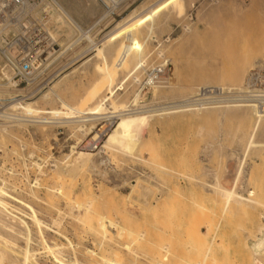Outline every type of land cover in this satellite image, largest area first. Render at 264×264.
Listing matches in <instances>:
<instances>
[{
  "label": "rangeland",
  "instance_id": "374dc122",
  "mask_svg": "<svg viewBox=\"0 0 264 264\" xmlns=\"http://www.w3.org/2000/svg\"><path fill=\"white\" fill-rule=\"evenodd\" d=\"M24 1L12 5L0 0V187L3 200L16 211H0V240L10 241L14 249L2 263L23 264L22 251L28 248L38 264H58L57 247V258H76L79 264H93L92 258L99 264H192L193 243L196 258L206 256L207 264H249L245 250L264 225V120L255 137L258 145L246 153L255 108L224 106L250 101L264 110V0ZM244 16L261 20L263 28L243 30ZM215 27L236 54L261 41L258 57L249 68L246 64L237 82L223 74L230 68L228 50L220 54L207 43ZM42 30L53 36L58 51L48 49L52 53L45 60L36 55L40 62L26 75L17 62L27 50L37 51ZM128 31L141 46L116 66ZM92 45L100 53L91 51ZM154 77H161L159 83L151 82ZM26 98L33 100L31 106L17 103ZM120 107L150 116L132 154L104 146L118 119L95 149L82 150L83 140L107 122L103 115ZM93 111L96 118L87 114ZM79 151L91 156L77 169L72 160ZM239 164L243 177L237 191L244 196L252 192L261 204L244 210L232 203L235 209L226 212L225 220L219 211L224 198L210 192V186L229 187ZM60 181L62 188L56 191ZM61 193L70 200L60 198ZM27 206L42 222L40 235ZM87 206L98 220L104 217V236L95 232L89 214L84 219ZM88 219L93 228L86 225ZM194 233L198 237L192 239ZM48 245L54 248L51 253Z\"/></svg>",
  "mask_w": 264,
  "mask_h": 264
},
{
  "label": "bare ground",
  "instance_id": "6f19581e",
  "mask_svg": "<svg viewBox=\"0 0 264 264\" xmlns=\"http://www.w3.org/2000/svg\"><path fill=\"white\" fill-rule=\"evenodd\" d=\"M1 1H3V0H1ZM7 1V0H6ZM26 1V0H25ZM24 1V2H25ZM177 1V0H176ZM211 1V0H210ZM217 2V1H216ZM252 2V1H251ZM1 3V2H0ZM3 3V2H2ZM5 3V2H4ZM206 3V2H205ZM215 3V2H214ZM6 4V3H5ZM4 4V5H5ZM22 4V3H21ZM158 5V4H157ZM31 6V5H30ZM51 6V5H50ZM3 7V4H0V10H1V8ZM15 7V6H14ZM18 7V6H17ZM22 7V6H21ZM170 7H171V5H170ZM178 7V6H177ZM235 7V6H234ZM50 8V7H49ZM172 8V7H171ZM170 8V9H171ZM33 9V8H32ZM43 9V8H42ZM63 11V10H62ZM112 11V10H111ZM114 14V13H113ZM249 14V13H248ZM61 15V14H60ZM59 15V16H60ZM150 15H151V13H150ZM58 16V17H59ZM242 16V15H241ZM61 17V16H60ZM68 17V16H67ZM65 19V18H64ZM152 18H150V20H151ZM155 19V18H154ZM238 19V18H237ZM259 19V18H258ZM70 20V19H69ZM45 21V20H44ZM64 21V20H63ZM121 21V20H120ZM261 21V20H260ZM260 21H258L257 20V18H247V16H244V19H243V22H242V24H241V26H240V28L242 27L243 28V30H246V31H250V32H254V33H257L258 31H259V29L262 27V25L260 24L261 22ZM67 22V21H66ZM233 22V21H232ZM264 22V21H263ZM116 23V22H115ZM220 23V22H219ZM219 23H218V26H219ZM44 24V23H43ZM263 24V23H262ZM126 25V24H125ZM260 25H261V27H260ZM128 26V25H127ZM44 27V26H43ZM47 27V26H46ZM263 27H264V24H263ZM262 27V28H263ZM42 29V28H41ZM1 30V29H0ZM73 30V29H72ZM220 30H221V28H220ZM220 30L218 29V27H215V29H213L212 30V32H211V34H209L210 35V39H211V43L210 42H207L209 45L210 44H212L211 46H213V47H215L216 48V51L218 50V48H219V52H220V54H221V50H222V52H225V53H227L228 54V52H229V55L228 56H230L231 57V59H230V57H229V59L231 60V63H230V68H228V70H226V69H224V75H225V77L227 78L228 77V79L231 81V82H237V81H239V79H240V77H242L243 76V74H241V72L243 71V69L245 68V66H246V64H248L247 65V67L249 66V61L250 62H252L253 60L252 59H254V56L257 54L256 52H258L257 50V48H258V46L260 45V42L261 41H259V40H253L254 41V43L251 45V48H250V50L249 51H247V52H241L240 54L239 53H235L234 52V48L230 45V44H225L226 43V40L224 39V38H221L222 36H220V34H221V32H220ZM43 31V30H42ZM48 31V30H47ZM41 32V31H40ZM44 33H41V34H43L42 36H39V37H41V39L38 41V42H36L35 43V45L34 46H36V48H37V51L35 52V56L36 55H42V57H41V59L40 60H45V59H47V57H49V55H50V53H52V52H49L48 51V49H53V51L54 52H57L58 51V49H55L56 47L58 48V46H59V44H57L56 42H55V40H54V38H53V36L52 35H50V33H49V31H48V33L46 34L45 33V31H43ZM68 32V31H67ZM230 32H232L231 30H230ZM227 33V32H226ZM54 34V33H53ZM112 36V35H111ZM39 37H37L38 39H39ZM127 38H126V41L124 42V43H121L122 45H120V48H119V54L117 55V58L115 59V63H116V66H119L120 64H125L126 62H127V59H128V57H129V55H130V52H131V50L136 46L137 47V43H136V40H135V37L133 36L132 37V35L131 34H129V31H128V33H127V36H126ZM79 38V37H78ZM77 38V39H78ZM112 38V37H111ZM125 38V37H124ZM208 38V37H207ZM37 39V40H38ZM225 40L224 42L222 41V40ZM107 40H108V38H107ZM106 40V41H107ZM235 40V39H234ZM105 41V42H106ZM208 41V40H207ZM249 41V40H248ZM231 42V41H230ZM246 42V41H245ZM104 43V42H103ZM94 44V43H93ZM108 45V44H107ZM250 45V44H249ZM138 46H141L140 44L138 45ZM261 46V45H260ZM55 47V48H54ZM104 47V46H103ZM135 47V48H136ZM221 47V48H220ZM246 47V46H245ZM245 47L243 48L244 50H245ZM264 47V46H263ZM91 48V47H90ZM137 48H140V47H137ZM224 48V49H223ZM248 48V47H247ZM249 49V48H248ZM9 50V49H8ZM96 50V52L97 53H100V50H97V48H95L94 47V45H92V49H91V51H95ZM224 50V51H223ZM227 50H228V52H227ZM33 51H35V48H33V49H30V53L31 52H33ZM51 51V50H50ZM241 51V50H240ZM263 52V51H262ZM93 53V52H92ZM161 52H159V54H160ZM224 53V54H225ZM239 54V55H238ZM264 54V53H263ZM34 55H32V57H34ZM216 55V54H215ZM5 56V55H4ZM92 56H94V55H90V56H88V57H86L83 61H81L80 63H83V62H86L87 60H89ZM225 55H222V57H224ZM31 56H27V59L28 58H30ZM225 57H227V56H225ZM256 57H258V56H255V58ZM35 58V57H34ZM39 58V57H38ZM228 58V57H227ZM36 59V58H35ZM39 60V59H38ZM252 60V61H251ZM139 61V60H138ZM142 61V60H141ZM227 61V60H226ZM229 61V60H228ZM40 62V61H39ZM230 62V61H229ZM141 63V62H140ZM143 63V62H142ZM228 63V62H227ZM77 65V64H76ZM79 66H80V64H78ZM227 65V64H226ZM252 65V64H251ZM35 66H37V64L35 65ZM39 66V65H38ZM77 67V66H76ZM120 68V67H119ZM118 68V69H119ZM249 68V67H248ZM155 69V68H154ZM159 69V68H158ZM247 69V68H246ZM254 69V68H253ZM8 70H9V68H8ZM222 70V69H221ZM227 72H226V71ZM72 71V70H71ZM70 71V72H71ZM73 71H74V68H73ZM164 71V70H163ZM162 70L161 71H159V72H163ZM225 72H226V74H225ZM243 73V72H242ZM0 74H2V73H0ZM61 74V73H60ZM59 74V75H60ZM68 73L66 72V74L65 75H63V76H59V79L58 80H60L61 78H63L64 76H66ZM4 76V75H3ZM7 76V75H6ZM159 76V75H158ZM246 77V76H245ZM54 79V78H53ZM134 79H136V78H134ZM58 80H56L55 82H54V84H57L56 82L58 81ZM222 80V79H221ZM243 81V80H242ZM136 82H138L137 80H136ZM159 83V82H158ZM162 83V82H161ZM240 83V82H239ZM54 84H52V86L51 87H53L54 86ZM236 84H238V83H236ZM241 84V83H240ZM14 85V84H13ZM238 86V85H237ZM160 87V86H159ZM158 87V88H159ZM155 88H157V86L155 87ZM51 89V88H50ZM247 89V88H246ZM38 90V89H37ZM153 90V89H152ZM202 90V89H201ZM50 92H51V90H49ZM247 91V90H246ZM249 91H251V90H249ZM113 92V91H112ZM137 93V92H136ZM40 95V94H39ZM25 96V95H24ZM45 96H47V94L46 93H44L43 94V97H45ZM136 96V95H135ZM16 97V96H15ZM29 97V96H28ZM204 98V97H203ZM30 98H26L25 100H26V102H24V101H22L21 102V100H20V102H17V103H25L26 104V106H31L32 105V102H33V100H32V102H30V100H29ZM12 100V99H11ZM134 100V99H133ZM186 100V99H185ZM193 100V99H192ZM192 100H190V101H192ZM203 100V99H202ZM136 101V100H135ZM239 101V100H238ZM243 101V100H242ZM196 102V101H195ZM202 102V101H201ZM16 103V104H17ZM128 103V102H127ZM175 103V102H174ZM188 103V102H187ZM258 103V102H257ZM131 104V103H130ZM134 104V103H133ZM196 104V103H195ZM260 104V103H259ZM258 104V105H259ZM104 105V104H103ZM126 105V104H125ZM129 105V104H128ZM179 104H177V106H178ZM258 105L256 104V103H250V101L249 102H242L241 104H235V105H227V106H224L227 110L229 109H233V108H244V107H250V109H254V114H255V120H253L254 121V123H252L253 125H252V129H251V131H250V133H249V135H248V137H247V142H246V145H245V151H246V153L250 150V148L251 147H253V146H256V145H258L256 142H255V137H256V135H257V132H258V130H259V128H260V126H261V122H263L262 120H264L263 118H264V110H263V108L261 109V110H259V108H258ZM12 106H14V105H12ZM106 106V105H105ZM136 106V105H135ZM186 106V105H185ZM212 106V105H211ZM218 106V105H217ZM110 107V106H109ZM126 107H127V105H126ZM129 107V106H128ZM127 107V108H128ZM179 107V106H178ZM199 107V106H198ZM197 107V108H198ZM203 107V106H202ZM223 107V106H222ZM264 107V106H263ZM173 108V107H172ZM196 108V107H195ZM196 108V109H197ZM200 108H201V106H200ZM204 108V107H203ZM108 109V108H107ZM117 109V108H116ZM164 109V108H163ZM168 109V108H167ZM184 109V108H183ZM196 109H194L193 111H195L196 113L199 111H197ZM249 109V110H250ZM112 110V109H111ZM134 110V109H133ZM179 110V109H178ZM203 110V109H202ZM201 110V111H202ZM249 110L247 111V113L249 112ZM124 111V107H120V108H118L116 111H110V112H106V116L105 115H103L102 117L104 118V119H106L107 120V122L106 123H103V124H100L99 122H97V123H99L98 125V127H96L97 129H96V131H95V133H94V135L92 136V137H88L87 139L85 138L84 140H83V144H82V150H85V146H87L88 148L90 147L91 149H95L98 145H99V142H100V140L103 138V136L106 134V132L107 131H109V129H110V127H111V123L113 122V120H115V119H118V121H117V123H116V125H115V128L113 129V131L111 132L110 131V133L108 134V136H107V139L105 140V142H104V146H105V148L107 147V149L109 148H118V149H120V150H122L123 152H125L126 154H132V151L133 150H135V147L137 146V144L139 143V141L143 138V135H142V133H141V130L143 129V127L145 126L146 127V125H147V123H148V120H149V113H148V115L147 114H145L144 113V111H142V112H139V113H136V112H133V113H130V111H128V113H126L127 112V110H126V112H123ZM135 111V110H134ZM169 111V110H168ZM171 111V110H170ZM206 111H208V110H206ZM223 111V110H222ZM240 111V110H239ZM138 112V111H137ZM149 112V111H148ZM155 112V111H154ZM179 112V111H178ZM185 112V111H184ZM194 112V113H195ZM228 112V111H227ZM108 113V114H107ZM157 113V112H156ZM87 114H91L92 116V118L93 117H95L94 115H97L96 114V112H89V113H87ZM159 114V113H158ZM198 114V113H197ZM226 114H229V113H226ZM250 114V113H249ZM237 115V114H236ZM235 115V116H236ZM240 115V114H239ZM243 116H246V113L245 114H242ZM167 116V115H166ZM229 116V115H228ZM247 116H249V115H247ZM4 117V116H3ZM7 117V116H6ZM238 117V116H237ZM88 118H89V116H88ZM92 118H90V119H92ZM96 118V117H95ZM100 117H97V119H99ZM247 118H249V117H247ZM9 119V118H8ZM19 119V118H18ZM32 119V118H31ZM240 119H241V117H240ZM240 119H238V120H240ZM16 120H17V118H16ZM37 121L39 120V119H36ZM45 120V119H44ZM93 120V119H92ZM250 120V119H249ZM248 120V121H249ZM41 121H43V120H41ZM69 121V120H68ZM98 121V120H97ZM105 121V120H104ZM14 122V121H13ZM250 122V121H249ZM238 123V122H237ZM244 123V122H243ZM95 124V123H94ZM238 125V124H237ZM264 125V124H263ZM82 126V125H81ZM145 127H144V129H145ZM80 127H78V129H79ZM83 128V127H82ZM94 127L93 126H91L90 127V129H89V127H88V129H87V133H88V136L91 134V133H93V129ZM143 129V130H144ZM248 129V128H247ZM264 129V128H263ZM80 130V129H79ZM81 130H83V129H81ZM78 131V130H77ZM147 133V132H146ZM260 134H261V132H260ZM262 142V141H261ZM256 144V145H255ZM260 144V143H259ZM262 144H264V143H262ZM261 144V145H262ZM147 147V146H146ZM148 148V147H147ZM149 149H150V147H149ZM73 151V150H72ZM97 151V150H96ZM109 151V150H108ZM115 151V150H114ZM139 151V150H138ZM147 151V150H146ZM152 151V150H151ZM110 152H111V150H110ZM120 152V151H119ZM155 152V151H154ZM134 153V152H133ZM153 153V152H152ZM69 154V153H68ZM110 154V153H109ZM113 154V153H112ZM118 155V154H117ZM90 156H91V154L90 153H88V152H85V151H79V152H77V155L75 156V159L73 158V160H72V162L73 161H75L74 163L75 164H73V166H75L74 168H77L78 169V167H82L85 163L87 164L88 163V160H90L89 158H90ZM119 156H120V154H119ZM149 156H151V155H149ZM68 157V156H67ZM158 157V156H157ZM156 158V157H155ZM243 158V157H242ZM69 159V158H68ZM135 159V158H134ZM40 160H42V159H40ZM66 160V159H65ZM237 160V159H236ZM39 161V160H38ZM158 161V160H157ZM243 161V160H242ZM34 162V161H33ZM161 163V162H160ZM42 164V163H41ZM44 164V163H43ZM85 164V165H86ZM36 165V164H35ZM84 165V166H85ZM231 166V165H230ZM37 167V166H36ZM40 167V166H39ZM161 167V166H160ZM242 167H243V165H241V164H239L237 167H236V170H235V173H233V176H232V182L231 183H227V184H230L229 185V187H225L224 185H221V183H216L215 185L214 184H209V185H211L210 187H211V190H210V192H213V193H216V194H218V196L219 195H221L220 197L221 198H224V199H222L221 200V203H222V201L224 200V204L223 205H221V204H219V206L221 207V208H219L220 210V212L222 213V215L221 216H223V213L226 215H224L223 216V218L226 220V219H228V214H226V212L227 213H229L230 211H232V209H235L234 207H232V203L234 204H238V206L240 205V209H244V210H248V209H251V208H253L254 206H256V204H261L257 199H255V198H252V195L250 196V194L252 193V192H249L248 193V195L247 196H244L243 194H241V193H239L238 191H237V186H238V184L241 182V179H242V174H243V170H242ZM71 168V167H70ZM69 168V169H70ZM73 167H72V170L71 171H75V169H74ZM74 169V170H73ZM154 169V168H153ZM156 169V168H155ZM66 171V170H65ZM71 171H70V173H71ZM61 172V171H60ZM225 172V171H224ZM69 173V174H70ZM73 173V172H72ZM61 174V173H60ZM64 175V174H63ZM56 176V175H55ZM51 177H53V176H51ZM59 177V176H58ZM63 177V176H62ZM61 177V178H62ZM65 177V176H64ZM225 177V176H224ZM223 177V178H224ZM61 180V179H60ZM69 180V179H68ZM222 180V179H221ZM56 181H58V179H56ZM65 181V180H64ZM138 181H139V179H138ZM231 181V180H230ZM33 182V181H32ZM136 182H137V180H136ZM141 182V181H140ZM144 182V181H143ZM142 182V183H143ZM225 182H227L226 180H225ZM37 183V182H36ZM66 183V182H65ZM213 183H215V182H213ZM222 183H224V182H222ZM35 184V183H34ZM62 182L60 181L59 182V184H57L56 186L57 187H55V189L57 188V190L56 191H60V188H62ZM207 184V183H206ZM36 185V184H35ZM224 186V187H223ZM228 186V185H227ZM239 187V186H238ZM3 188V187H2ZM1 187H0V211L1 212H6V213H8V214H10L11 213V211H15V210H13L12 209V205L10 206L9 205V203H7L5 200H3V196L2 195H4L5 194V192H3V189H2ZM54 188V187H53ZM151 188V187H150ZM55 189H53V190H55ZM88 189V188H87ZM134 189V188H133ZM142 189H143V187H142ZM141 189V190H142ZM51 190V189H50ZM53 190H51L52 191V193H53ZM138 190V189H137ZM144 190V189H143ZM146 190V189H145ZM148 190V189H147ZM64 191V190H63ZM109 192V191H108ZM242 192V191H241ZM55 193V192H54ZM57 193H60V192H57ZM7 195V194H6ZM61 195V197L60 198H66V199H69L68 198V196L66 197L63 193H61L60 194ZM64 195V196H63ZM210 195V194H209ZM7 196H9V195H7ZM223 196V197H222ZM75 199V198H74ZM90 199V198H89ZM65 200V199H64ZM70 200V199H69ZM66 201V200H65ZM68 201V200H67ZM69 203H70V201H68ZM88 202V201H87ZM67 203V202H66ZM90 203V202H89ZM217 203V202H216ZM86 204H88V203H86ZM85 204V205H86ZM234 204V205H235ZM236 205H235V207H236ZM90 206H92V203H91V205ZM237 206V207H238ZM27 207H29V210L31 209L30 208V206H27ZM87 207H89V206H87ZM93 207V206H92ZM84 208V207H83ZM90 208V207H89ZM55 209V208H54ZM94 209H97L96 207H94ZM217 209V208H216ZM215 209V210H216ZM255 209V208H254ZM73 210V209H72ZM90 210V212L89 211H87V208H86V210H84L86 213H85V215H83V217H85L84 219H87L86 218V216L89 214V219L91 220V221H94V225H96V226H94L95 228H94V230H95V232L97 233V232H99L98 234L100 235V236H104L105 235V232L107 233L108 231L107 230H105L104 231V229H105V225L107 224L106 222H104L103 220H102V218H104V217H101V220H98L97 219V213H94L95 211H93L92 210V212H91V208L89 209ZM98 210V209H97ZM96 210V212H98ZM207 210V209H206ZM214 210V211H215ZM243 210V211H244ZM253 210V209H252ZM211 211H212V209H211ZM219 211H218V213H219ZM229 211V212H228ZM16 212V211H15ZM31 217H29V218H31V221L33 222V224H35V226H37V230H39V235H40V233L44 230L43 228H42V222L39 220V218H37V216H36V213H35V210L34 209H31ZM245 212V211H244ZM18 213V212H17ZM59 213V212H58ZM221 213H219V214H221ZM233 213V212H232ZM246 213V212H245ZM14 213L12 212V215H13ZM206 214V213H205ZM208 214V213H207ZM206 214V215H207ZM213 215H214V213H212ZM230 214H231V212H230ZM11 215V214H10ZM17 215V214H16ZM16 215H13L12 217H14V218H18ZM109 215V214H108ZM209 215H211V214H209ZM98 216H99V214H98ZM221 216L219 217V218H221ZM246 217V216H245ZM261 217V216H260ZM82 218V217H81ZM108 218V216L106 217V219ZM207 217H205V218H203V219H206ZM222 218V219H223ZM232 218V217H231ZM264 218V217H263ZM83 219V220H84ZM88 219V223L86 224V225H88L89 224V220ZM109 219H111V217L109 218ZM215 219V218H214ZM213 219V220H214ZM221 219V220H222ZM20 220V219H19ZM112 220V219H111ZM209 220H210V218H209ZM219 220V219H218ZM1 221V220H0ZM77 221V220H76ZM91 221H90V223H91ZM23 222V221H22ZM54 222V221H53ZM108 222V221H107ZM201 222V221H200ZM204 222V221H203ZM228 222V221H227ZM24 223V222H23ZM46 223V222H45ZM81 223H83V222H81ZM106 223V224H105ZM212 223H213V221H212ZM218 223V222H217ZM57 224V223H56ZM85 224V223H84ZM201 224V223H200ZM203 224V223H202ZM209 224V223H208ZM48 225V224H47ZM90 225V224H89ZM88 225V226H89ZM92 225V224H91ZM89 226V227H92V226ZM32 226V225H31ZM217 226V225H216ZM215 226V227H216ZM52 227H54V226H52ZM87 227V226H86ZM107 227V226H106ZM195 227H197V225L195 226ZM210 226H208V228H209ZM212 227V226H211ZM210 227V228H211ZM30 228V227H29ZM41 228L43 229L42 231H41ZM93 228V227H92ZM194 228V227H193ZM192 228V229H193ZM198 228V227H197ZM209 228V229H210ZM260 232H261V236H257L258 238L254 241V243H252V245L250 246V247H248L247 246V249L245 250V252H246V254H247V257H248V260L250 261V263L249 264H264V262H263V259H261V257L262 256H264V225L262 224L261 226H260ZM26 229V228H25ZM206 229V228H205ZM215 229V228H214ZM259 229V228H258ZM36 230V231H37ZM50 230V229H49ZM93 230V229H92ZM162 230V229H161ZM46 231V230H45ZM210 231H211V229H210ZM44 232V231H43ZM42 232V233H43ZM192 232H193V230H192ZM209 232V231H208ZM207 232V233H208ZM215 232V231H214ZM213 232V233H214ZM28 233H29V231H28ZM101 233V234H100ZM199 233V232H198ZM197 233V234H198ZM211 233V232H210ZM195 234V233H194ZM194 234H192V239L193 238H197L198 236H197V234H195L196 235V237H194L195 235ZM255 234V233H254ZM97 235V234H96ZM107 235V234H106ZM109 235V234H108ZM210 235H212V234H210ZM204 236V235H203ZM40 237H42V236H40ZM44 237V236H43ZM52 237V236H51ZM61 237V236H60ZM200 237V236H199ZM212 238V237H211ZM26 239V238H25ZM27 239L29 240V238L27 237ZM42 239V238H41ZM45 239V238H44ZM27 240V241H28ZM43 240V239H42ZM211 242H209V245L211 244V246L210 247H212L213 246V242H214V239L212 238L211 240H210ZM10 242V241H9ZM7 240H5V239H2V240H0V263H2L4 260H7V258H8V252L9 253H12L13 255H14V249L11 247V245L9 246L8 245V243H9ZM44 242V241H43ZM19 243V242H18ZM67 244H68V242H67ZM56 245V244H55ZM69 245V244H68ZM46 246V245H45ZM70 246V245H69ZM97 246V245H96ZM19 247V246H18ZM26 247H27V245H26ZM60 247V246H59ZM67 247V246H66ZM196 247L197 246H195V244H193L192 243V264H207L206 262V256L203 258V259H197L196 258ZM244 247H245V244H244ZM13 250H12V249ZM30 248V247H29ZM46 248H48V250H49V253H51L50 251H53L54 250V248H55V250H56V248L57 247H54L53 248V250H51V248L49 247V245L46 247ZM45 248V249H46ZM62 248V247H61ZM60 248V249H61ZM246 248V247H245ZM13 251H11V250ZM20 249V248H19ZM31 249V248H30ZM163 249H165L166 251H167V249H168V247L166 246V245H164L163 246ZM22 250V249H21ZM20 250V251H21ZM53 251L55 254H56V256H57V253H56V251ZM98 250V249H97ZM11 251V252H10ZM19 251V252H20ZM24 252V255L23 256H21V257H23V261H22V259H21V261L23 262V264H38L37 262H35L32 258H30V256H32V255H30L29 254V249L27 248V249H25L24 251H22V253ZM59 252H61V251H59ZM248 252V253H247ZM17 253V252H16ZM38 253V252H37ZM53 253V254H54ZM75 253V252H74ZM93 253V252H92ZM12 254H11V256H12ZM31 254H33V253H31ZM76 254V253H75ZM95 254V253H94ZM94 254H93V256H94ZM16 255H20L19 253L18 254H16ZM74 255V254H73ZM34 256V255H33ZM53 256V255H52ZM55 256V258H54V256H53V258H54V260L58 263V264H79L78 263V261L76 260V258H73V259H71V258H69V260H63L62 258H57ZM91 257H93L92 255H90ZM96 256V255H95ZM99 256H102V255H99ZM38 257V256H37ZM61 257V256H60ZM71 257V256H70ZM246 257V258H247ZM18 258V257H17ZM97 258V257H96ZM13 260V259H12ZM16 260V259H15ZM18 260V259H17ZM19 261V260H18ZM248 261V262H249ZM92 262H93V264H95V259L94 258H92ZM96 263H98V262H96ZM210 262H208V264H209ZM212 263V262H211ZM3 264V263H2ZM10 264V263H9ZM15 264H16V262H15ZM82 264V263H81ZM89 264V263H88ZM99 264V263H98ZM213 264H214V262H213Z\"/></svg>",
  "mask_w": 264,
  "mask_h": 264
},
{
  "label": "built area",
  "instance_id": "2783aa9c",
  "mask_svg": "<svg viewBox=\"0 0 264 264\" xmlns=\"http://www.w3.org/2000/svg\"><path fill=\"white\" fill-rule=\"evenodd\" d=\"M9 1L12 5H14V4L22 2L23 0H9ZM34 54H35V51L30 53V50H27V52L23 53V55L19 58L17 63L19 64V70L22 73H25L26 75H30L36 70L35 65L38 63L39 60L37 57H35ZM32 55H34L36 59L32 57ZM24 56H31L32 63L30 62L31 60L29 58L27 60L23 59ZM159 73L160 72L157 70V74ZM159 80H161V77L160 78L154 77L153 81L151 80V82L157 83L159 82Z\"/></svg>",
  "mask_w": 264,
  "mask_h": 264
}]
</instances>
